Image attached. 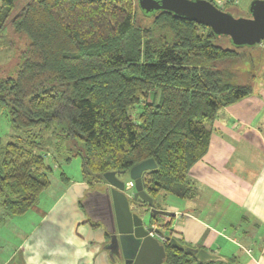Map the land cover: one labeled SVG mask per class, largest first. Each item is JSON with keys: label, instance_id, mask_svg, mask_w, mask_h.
<instances>
[{"label": "trees", "instance_id": "trees-1", "mask_svg": "<svg viewBox=\"0 0 264 264\" xmlns=\"http://www.w3.org/2000/svg\"><path fill=\"white\" fill-rule=\"evenodd\" d=\"M15 2L0 0V31L8 24L27 43L0 77V110L29 133L0 139V218L25 213L50 185L44 140L30 130L51 125L93 189L104 172L152 158L142 182L156 207L169 195L190 198L188 171L206 153L219 109L253 93L258 75L237 80L249 68L236 61L259 43L224 46L226 35L167 10L144 13L137 0H27L13 12ZM163 244L162 264H240L200 262Z\"/></svg>", "mask_w": 264, "mask_h": 264}, {"label": "crops", "instance_id": "crops-1", "mask_svg": "<svg viewBox=\"0 0 264 264\" xmlns=\"http://www.w3.org/2000/svg\"><path fill=\"white\" fill-rule=\"evenodd\" d=\"M262 71L264 65L252 94L219 109L207 151L188 171L191 197L169 195L158 206L170 212L171 237L240 264H264ZM61 181L51 201L38 198L25 213L0 218V264H120L83 207L94 187L82 174Z\"/></svg>", "mask_w": 264, "mask_h": 264}, {"label": "water", "instance_id": "water-1", "mask_svg": "<svg viewBox=\"0 0 264 264\" xmlns=\"http://www.w3.org/2000/svg\"><path fill=\"white\" fill-rule=\"evenodd\" d=\"M137 4L144 13L162 9L187 17L208 26L215 35L228 36L235 46H252L264 39V0H251L246 17H234L208 0H137ZM155 168V161L147 158L128 170L106 171L102 190L97 188L91 196L100 204L93 198L89 203L91 197L87 205L82 201L88 217H96L107 234L103 248L108 257L121 264H162L165 257L162 238L194 254L200 262L224 260L203 247L184 245L165 235L156 217L168 216L170 212L155 206L142 182L143 176ZM96 212H102L101 217Z\"/></svg>", "mask_w": 264, "mask_h": 264}, {"label": "rangeland", "instance_id": "rangeland-1", "mask_svg": "<svg viewBox=\"0 0 264 264\" xmlns=\"http://www.w3.org/2000/svg\"><path fill=\"white\" fill-rule=\"evenodd\" d=\"M27 0H16L13 12L19 9ZM251 0H213V3L222 10L230 13L234 17L248 16V6ZM137 21L140 24L146 23L143 16L138 13ZM220 44L232 47V42L228 36L219 37ZM27 43L25 35L19 32H14L10 25H5L0 31V77H5L14 70L17 64L19 53L24 49ZM251 50H241L240 57L237 58V65L242 64V67L249 70H241L237 72V80L242 82H251L253 73L259 75L264 65V40L257 47L241 48ZM250 55V57H248ZM250 58V59H248ZM255 68V69H254ZM240 72V73H239ZM264 79V71L261 72ZM260 78L255 77L253 83L259 82ZM256 86V85H255ZM31 133L37 132L36 140H44V150L48 152L51 170L49 172L50 186L43 190L40 195V201L43 204L52 200L62 190L64 184L61 180H79L81 179V158L73 156L66 161L65 157L69 155V151L65 148L64 143H55L59 130L53 125L46 129L35 128L30 130ZM29 133L28 130L18 129L12 126L8 115L5 111L0 110V139L2 143L13 140L15 137H24ZM50 140V143H49ZM61 177V178H60ZM124 179L126 176H123ZM161 207L164 206L159 201ZM166 235V234H165ZM162 242V241H161ZM121 264V263H120Z\"/></svg>", "mask_w": 264, "mask_h": 264}, {"label": "flooded vegetation", "instance_id": "flooded-vegetation-1", "mask_svg": "<svg viewBox=\"0 0 264 264\" xmlns=\"http://www.w3.org/2000/svg\"><path fill=\"white\" fill-rule=\"evenodd\" d=\"M98 189H101V190H102V184H99ZM92 198L95 200L96 197H91V199L89 200V203L92 202ZM97 200H98V199H96L95 202H98V204H100V201H97ZM153 200H154V199H153ZM154 203H155V206H156V202H155V201H154ZM84 204H85V205L88 204V199H87V200H86V199L84 200ZM144 208H145V207H144ZM157 208H159V207H157ZM148 213H149V212H148ZM95 215L101 217L102 212H101V213H100V212H96ZM166 217H168V216H157V217H156V218H157V222H156V223H157L158 225H160L161 229L164 230V233H166L167 230H166L165 228H163L162 225H164L166 222L169 221ZM169 219H170V218H169ZM152 223H153V222H152ZM156 223H155V225H156ZM106 236H107V234H106ZM107 239H108V237H107ZM161 241L164 242L165 240H164V239H163V240L161 239Z\"/></svg>", "mask_w": 264, "mask_h": 264}, {"label": "built area", "instance_id": "built-area-1", "mask_svg": "<svg viewBox=\"0 0 264 264\" xmlns=\"http://www.w3.org/2000/svg\"><path fill=\"white\" fill-rule=\"evenodd\" d=\"M162 239V238H161Z\"/></svg>", "mask_w": 264, "mask_h": 264}]
</instances>
